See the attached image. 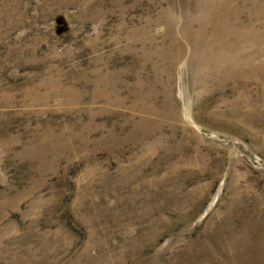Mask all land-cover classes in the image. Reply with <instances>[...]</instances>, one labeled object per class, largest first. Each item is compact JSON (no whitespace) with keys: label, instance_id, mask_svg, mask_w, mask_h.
<instances>
[{"label":"rangeland","instance_id":"1","mask_svg":"<svg viewBox=\"0 0 264 264\" xmlns=\"http://www.w3.org/2000/svg\"><path fill=\"white\" fill-rule=\"evenodd\" d=\"M0 264H264V0H0Z\"/></svg>","mask_w":264,"mask_h":264}]
</instances>
